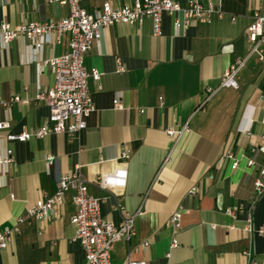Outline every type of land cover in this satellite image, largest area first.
Returning a JSON list of instances; mask_svg holds the SVG:
<instances>
[{"label":"crops","instance_id":"crops-1","mask_svg":"<svg viewBox=\"0 0 264 264\" xmlns=\"http://www.w3.org/2000/svg\"><path fill=\"white\" fill-rule=\"evenodd\" d=\"M133 1L80 0V5L92 13L106 2L118 8ZM172 1L185 7L188 0ZM199 1L211 2L219 14L177 31L173 17L163 15L157 37L149 19L102 31L84 58L85 69L99 73L97 81H87L93 111L74 137L7 140L47 122L49 109L35 98L54 82L52 69L43 63L68 51L69 36L40 52L22 38L0 44V99H21L8 111L0 110V121L9 123L0 131V159L12 151L11 162L0 164V233L18 228L0 253V264L83 263L70 223L71 191L46 220L18 223L40 193L54 195L58 179L73 171L101 200L103 219L118 225L126 213L141 212L130 260L247 264L242 253L251 248L264 263V234L257 233L264 228V196L249 214L257 169L247 167L243 158L253 146L264 145V60L250 57L237 75V89L216 90L203 110L194 112L203 92L217 88L234 59L248 56L246 29L253 13L264 11V0ZM67 14L66 5L47 0H0V25L58 21ZM186 123L188 130L178 139L167 135ZM226 152L238 159L235 170L231 161H220ZM47 157L53 158L50 164ZM104 175H116L122 184L101 189L98 181ZM194 187L197 193L191 194ZM177 209L181 223L173 233L167 221ZM173 237L177 246L170 249ZM126 257L127 245L116 243L111 264H124Z\"/></svg>","mask_w":264,"mask_h":264},{"label":"built area","instance_id":"built-area-1","mask_svg":"<svg viewBox=\"0 0 264 264\" xmlns=\"http://www.w3.org/2000/svg\"><path fill=\"white\" fill-rule=\"evenodd\" d=\"M48 3H57L68 7V14L58 21H34L20 25H0V44L8 46L11 42L22 38L26 40L34 51L40 52L45 45L59 44L62 37L69 36L68 51L58 57L45 61L43 64L52 69L54 82L51 88L46 89L35 97L37 101L48 107L47 122L34 131L23 130L17 135H8L11 142L24 143L31 138L41 139L52 134H65L76 136L86 128V119L93 111V106L88 89V80L97 81V71H87L84 67V58L91 50L93 43L97 41L104 29L113 25H133L141 23L145 19L151 21L152 34L161 35V23L163 15L173 17L172 26L175 31L188 27L194 20H209L214 14H219L218 9L211 3H202L199 0H188L185 7H181L172 0H134L130 5L114 8L109 2L103 3L94 12H87L80 5V0H47ZM181 14V18L176 15ZM247 40L250 43V51L246 58H236L222 75L216 89H206L202 94L201 103L195 109V113L203 110L204 104L220 88L237 89V75L245 67L250 57L264 60V11H255L251 22L246 29ZM19 97H12L8 101L0 99V110H9L13 104L20 102ZM120 108L117 101L114 102ZM186 123L180 130H167L168 136L178 139L183 132L188 130ZM9 129V123L0 121V131ZM12 151H7L6 159H0V164L11 162ZM247 167H256L257 175L253 181V189L249 198L247 210L250 212L264 196V145L253 146L248 156L243 157ZM128 155L123 153L121 160L126 161ZM231 161V169L238 166V159L230 152H226L220 161ZM50 164L52 157H47ZM123 172H121L122 176ZM116 175H104L98 185L101 189L113 187L118 182ZM72 192L71 202L74 213L70 223L74 228V240L83 251L82 264H111V253L116 243L123 241L127 245V257L124 264H145L130 260L129 254L133 251L131 242L135 236V218L140 215L126 213L121 217L118 225L103 219L100 211L101 200L91 196L88 192L87 182L79 172L62 175L56 183L54 195L40 193V198L30 207L25 215L18 220L42 222L46 220L54 206L62 205L66 192ZM191 194H196L194 187ZM118 208V205L116 204ZM227 214L233 215L232 211ZM181 209L173 211L167 221V226L173 229V233L180 229ZM251 220L248 219L250 224ZM17 227L6 229L0 233V253L5 250L16 232ZM264 234V228L257 230ZM177 246L173 237L170 249ZM247 264H264L257 261L251 248L242 253ZM168 257V255H167Z\"/></svg>","mask_w":264,"mask_h":264}]
</instances>
